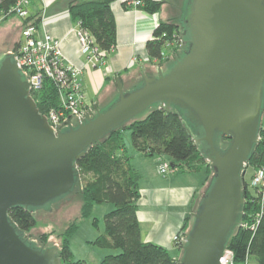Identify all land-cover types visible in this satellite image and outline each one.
<instances>
[{"label": "water", "instance_id": "obj_1", "mask_svg": "<svg viewBox=\"0 0 264 264\" xmlns=\"http://www.w3.org/2000/svg\"><path fill=\"white\" fill-rule=\"evenodd\" d=\"M165 24L180 27L185 51L161 65L115 78L99 109L53 130L19 69L13 29L0 32V264H61L57 239L24 240L8 218L15 207L38 223L79 216L77 162L111 132L154 110L175 113L214 171L183 237L178 264H220L242 215V176L259 143L264 105V0H170ZM69 115L67 116V118ZM66 118V119H67ZM62 123V124H63ZM217 137L229 139L224 150Z\"/></svg>", "mask_w": 264, "mask_h": 264}, {"label": "trees", "instance_id": "obj_2", "mask_svg": "<svg viewBox=\"0 0 264 264\" xmlns=\"http://www.w3.org/2000/svg\"><path fill=\"white\" fill-rule=\"evenodd\" d=\"M19 0H0V14L6 13ZM111 0H76L69 4L71 18L79 22L101 51L111 53L116 44V26L110 8ZM160 2L146 0L143 11L154 14L160 9ZM14 15H11L12 17ZM9 17L5 18L6 21ZM22 28L32 25L37 28V21H22ZM181 30L176 24H159L153 31L151 40L145 45L149 60L161 61L164 58L165 42H175L172 47V58L179 57L185 51L180 39ZM18 46V45H17ZM14 47L12 53L16 50ZM38 112L47 116L51 109L59 105L57 90L47 79H43L39 89L30 90ZM264 105L259 127V143L253 148L242 176L243 198L242 215L239 223L248 220L257 210V196L251 188L252 175L255 170L264 167ZM128 130L131 134L135 151L146 157L166 155L174 167L186 169L188 172H206L205 187L209 184L214 171L205 160L201 149L196 148L183 120L175 113L154 110L145 117L111 132L98 141L77 162L80 173L81 198L80 220L74 221L59 235V257L61 264H85L74 261L70 250V240L79 229L83 220L90 218L93 207L100 204H111L114 209L103 217L104 233L88 244L100 249L121 252L117 255L105 256L99 264H178L179 257H173L168 250L143 243L137 221V201L139 199V175L130 163L131 157L126 155V148L121 134ZM217 142L225 149L229 139L217 137ZM250 168L247 176L246 169ZM204 187V188H205ZM194 212V211H193ZM8 218L16 226L18 234L30 241L29 232L35 227L32 212L21 207L9 210ZM96 227V220L93 222ZM185 226L182 228V230ZM182 233V231H181ZM186 233L184 234V236ZM47 235H41L37 244L48 246ZM183 240V238H182ZM181 243L174 245L181 250ZM226 250L233 254L234 264H245L252 257L256 264H264V218L253 234L248 228H235L228 238Z\"/></svg>", "mask_w": 264, "mask_h": 264}, {"label": "crops", "instance_id": "obj_3", "mask_svg": "<svg viewBox=\"0 0 264 264\" xmlns=\"http://www.w3.org/2000/svg\"><path fill=\"white\" fill-rule=\"evenodd\" d=\"M72 1L76 0H36L28 6L27 11L29 19L37 21L38 35L46 33L59 40L66 65L82 70L80 83L84 105L92 107L94 111L99 109L98 100L106 93L110 82L117 94L115 78H119L123 87V75L136 68L142 73L143 65L161 70V65L172 55L171 47L167 49L168 52L165 51L163 60L151 61L145 49L155 28L159 24H165L163 8L172 6L170 0H149L161 3L160 9L154 14L143 11L146 0H111L110 8L116 26L115 48L108 54L104 65L92 66L79 51L76 37L79 22L73 20L69 14V4ZM136 1L141 4L135 6ZM21 23L22 21L12 23L14 26L4 25L0 27V32L6 28L12 29L11 26L17 31ZM127 154L131 157L130 163L135 158L145 157L135 150H128ZM166 158L155 159L149 163L147 169L132 165L140 178L137 221L143 243L160 246L168 250L171 256L179 257L180 250L175 248L172 238L181 227L188 229L207 175L204 169L188 172L184 168L174 167L171 160ZM163 164L169 166L164 175L159 171Z\"/></svg>", "mask_w": 264, "mask_h": 264}, {"label": "built area", "instance_id": "obj_4", "mask_svg": "<svg viewBox=\"0 0 264 264\" xmlns=\"http://www.w3.org/2000/svg\"><path fill=\"white\" fill-rule=\"evenodd\" d=\"M33 1L36 0H19L6 13L0 14V23L11 15L22 21L27 20L29 18L27 8ZM140 4V1L134 2L135 6ZM76 37L80 54L85 56L92 66L105 64L108 52L101 51L95 46L93 38L81 28L80 24ZM20 39L14 56L19 69L31 83L30 90L39 89L44 78L49 80L57 90L59 105L57 108L51 109L45 116L51 128L56 130V125L61 124L57 128L61 129L68 123L71 124L70 120L74 116L82 118L85 112L87 115L94 113L92 107L84 105V94L80 83L82 70L66 65L61 54L59 40L46 33L38 35L37 28L32 25L22 28ZM174 43L167 41L164 47L171 48ZM66 120L68 123H63ZM168 169V164H163L159 171L164 174ZM253 176L251 188L257 191L258 196L261 197L264 195V167L258 168ZM262 218L263 214L260 211L254 221H248L254 223L242 222L239 227L248 228L254 234ZM219 262L220 264H234L232 252L226 250ZM245 264H247V260Z\"/></svg>", "mask_w": 264, "mask_h": 264}, {"label": "rangeland", "instance_id": "obj_5", "mask_svg": "<svg viewBox=\"0 0 264 264\" xmlns=\"http://www.w3.org/2000/svg\"><path fill=\"white\" fill-rule=\"evenodd\" d=\"M6 21H2L0 23V27L7 25V24L14 26L15 24H12V23H18V22H21L22 20H20L16 16H12L10 19H7ZM13 26H11V28L13 30H15L13 28ZM22 26H23V24L21 23L20 29L18 28L17 31H15L16 36H18L17 37L18 40H21L20 38H21ZM167 49L168 48L165 47L163 49L164 52L165 51L168 52L169 49L168 50ZM263 123H264V117H263ZM121 137H122L123 143H124L125 148H126V154H127L128 150H134V148L132 146L130 131H128V130L123 131L121 134ZM127 156H129V155L127 154ZM166 157H167L166 155L161 154L158 156L155 155L154 157H146L145 156L143 158H135L134 161H132L131 165L135 166V168L147 169L150 162H153V161H155V159H158V158L167 159ZM250 170H251L250 168L246 169L247 176L250 175ZM253 175H252V178L254 177ZM254 193L257 196V203H256L257 210L254 213V215H252L248 220L243 221V222H247L249 224L254 223L253 221L255 220V217L257 214L260 213V211H262L263 218H264V195L263 196L261 195V197H260V196H258L257 191H255ZM113 209H114V206L111 204L95 205L93 207L90 218L80 222L79 229L72 236V238L70 240V250H71V253L73 255L74 261H84L85 264H99L105 256L117 255L121 252L118 249L105 250V249H100L96 246H92V245L88 244V242H91L94 239H96L97 237L103 235V233H104L103 217L105 214L112 211ZM79 220H80V214H79V216L67 219L66 221H64L60 225H56L54 223H38L35 225L34 228H32V230L37 232L39 234V236L47 235L48 236L47 242H49L50 240H52L54 238L57 239V243L60 245L61 239L59 238V235L65 230V228H66V226H68V224H70L74 221H79ZM94 220H96V227L93 224ZM249 220H253V221L248 222ZM182 228L183 227H181V229H179V231L173 236V238H172L173 245L180 244L182 238L184 237V234L186 233L187 229L185 227L182 230ZM181 231H182V233H181ZM247 264H256V261L254 258L251 257L249 259V261L247 260Z\"/></svg>", "mask_w": 264, "mask_h": 264}, {"label": "flooded vegetation", "instance_id": "obj_6", "mask_svg": "<svg viewBox=\"0 0 264 264\" xmlns=\"http://www.w3.org/2000/svg\"><path fill=\"white\" fill-rule=\"evenodd\" d=\"M64 128V127H63ZM63 128H61V129H63Z\"/></svg>", "mask_w": 264, "mask_h": 264}]
</instances>
